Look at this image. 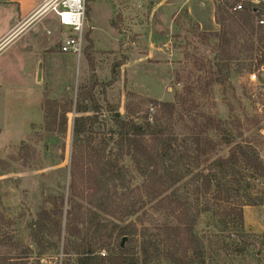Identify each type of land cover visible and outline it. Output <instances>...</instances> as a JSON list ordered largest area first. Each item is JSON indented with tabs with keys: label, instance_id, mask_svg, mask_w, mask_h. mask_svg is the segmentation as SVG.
<instances>
[{
	"label": "trees",
	"instance_id": "trees-1",
	"mask_svg": "<svg viewBox=\"0 0 264 264\" xmlns=\"http://www.w3.org/2000/svg\"><path fill=\"white\" fill-rule=\"evenodd\" d=\"M240 1H244V8L234 10V4ZM217 7L221 28L213 33L217 43L208 79L204 83L199 79L190 82L174 101L153 100L158 107L156 114L124 117L116 105L106 100L114 128L102 133L94 131L95 126L105 123L95 90L102 87L105 92L114 81L97 80L92 53L86 51L93 75L90 84L77 95L74 138L87 150L73 153L70 171L73 190L78 179L88 189L85 211L77 214L83 206L71 202L63 248L62 223L54 219V210L44 208L37 220H31L29 245L11 231V221L0 213V248L6 250L0 251V264H42L46 254L59 255L62 249L65 264L72 257L76 264H162V260L168 264H217L219 252L228 249L226 238L245 239L244 208L264 205V127L260 125L264 113L259 118L258 113L246 117L258 129L252 138L244 137L243 131L235 133L233 126H243L240 117L221 119L207 113L199 101L205 95L196 94H208L214 82L223 83L241 69H246L249 77L264 65V28L258 24L264 4L218 0ZM88 11L89 4L87 16ZM123 21V15L117 12L112 24L121 30ZM124 63L122 60L114 64V70ZM263 81L261 75L259 88L263 89ZM260 95L264 105V92ZM57 103L44 104L46 118L51 116L50 130L57 123V113L53 111ZM90 111L93 114H87ZM179 121L183 122L182 136L176 127ZM62 125H67L66 117ZM223 143L230 145L228 154L210 159L209 154ZM18 154L21 165L26 167L35 158L36 150L23 142ZM6 170L0 158V177ZM135 174L143 178L150 197L131 203L126 191ZM60 205L57 208L62 215L64 195ZM121 208L125 212L118 216L116 212ZM140 212L148 220L141 222V228L134 220L127 221ZM204 214L209 218L199 230ZM52 223L56 228H49Z\"/></svg>",
	"mask_w": 264,
	"mask_h": 264
},
{
	"label": "rangeland",
	"instance_id": "rangeland-1",
	"mask_svg": "<svg viewBox=\"0 0 264 264\" xmlns=\"http://www.w3.org/2000/svg\"><path fill=\"white\" fill-rule=\"evenodd\" d=\"M113 1L118 5H114L111 0H94L91 17L86 21V29L93 28L92 38L96 47L112 51L98 54L97 60L94 57L97 80L114 81L105 92L102 87L95 90L96 98L103 108L100 114L105 122L95 126L96 133L114 128L107 101L116 105L124 117L156 114L158 107H155L153 100L171 102L177 93L185 92L190 82L199 79L204 83L210 75L211 60L216 51L217 41L213 33L221 28L217 20L218 0ZM188 5L193 9V16L189 13ZM116 10L125 15L121 29L123 34L111 24ZM18 13V4L0 3V31L8 28ZM40 29L46 35L42 26ZM69 30L68 26H64L60 38L65 39ZM23 42L17 40L0 51V158L7 168L6 174L0 177V213L8 217V222L11 221V231L21 235V239L29 245L28 226L31 220H37L38 213L44 208L54 210V219L62 223L60 243L63 248L71 202L74 200L82 204L83 208L78 209L77 214L82 215L86 207V184L78 179L74 191L70 171L73 153L78 149L83 152L87 150L86 145L75 141L74 121L78 115L77 95L90 84L93 71L85 56L68 59L62 53L42 50L40 45H37V50H24ZM39 59H43L42 85L36 84ZM122 60L127 66H117L114 70V64ZM256 73L262 75L258 71ZM258 83V80H250L246 69H241L223 83L214 82L208 94L197 92L196 97L205 95L199 101L203 102L207 113L221 119H228L229 115L230 119L240 117L243 126L233 125L235 133L243 131L244 137L252 138L258 126L248 123L246 117L258 113L256 117L259 118L264 113L260 95L262 88H259ZM47 101L58 102L53 110L57 113L54 130L49 127L51 116L46 118L48 113L44 104ZM64 117L67 119L65 127L62 125ZM182 123L179 121L176 126L181 136L184 133ZM260 125L264 127V118ZM214 134L217 141L218 137ZM23 142L36 150L35 158L26 167L21 165L18 154ZM229 149L228 144L217 145L209 157L226 156ZM45 150L50 153L46 154ZM127 163L132 164L130 160ZM131 183L126 191L128 201L132 199V203L149 199V188L144 185L143 178L135 174ZM62 195L65 205L60 215L58 208ZM124 212L121 208L116 213L123 216ZM144 217L140 212V215L127 221L134 220L141 228V222L148 221ZM208 218L209 215L205 214L201 217L199 230L205 227ZM245 218L250 224V229L245 228L247 236L241 241L226 238L228 249L225 247L226 250L219 252L215 263L264 264V232H261L264 207H248ZM56 226V223H52L49 228L54 229ZM0 251L5 253L6 250L0 248ZM66 259L62 249L59 255L54 252L46 254L42 264H65ZM68 264H76L75 257ZM162 264L168 263L162 260Z\"/></svg>",
	"mask_w": 264,
	"mask_h": 264
},
{
	"label": "crops",
	"instance_id": "crops-1",
	"mask_svg": "<svg viewBox=\"0 0 264 264\" xmlns=\"http://www.w3.org/2000/svg\"><path fill=\"white\" fill-rule=\"evenodd\" d=\"M45 0H0V3L4 4H10V3H16L18 4V10L19 13L18 15L12 20V24L3 30L0 31V51H3V49H6L8 46H10L12 43H14L17 40H24L23 42V49L24 50H37L36 48L40 45L42 50H46L51 53H62L64 56L68 59H71L72 57L76 56L73 53H63L60 50V45L61 42L64 38H60V33H63V25H61L58 17L54 13H48L47 15H42L38 16L35 14L37 13L38 9L42 6ZM94 0H90L89 2V11H88V16L87 18L90 19L91 13H92V2ZM114 5L117 2L111 0ZM189 1V0H187ZM186 4V3H185ZM118 5V4H117ZM116 5V6H117ZM189 9V13L191 16H193V9L190 5L187 6ZM118 10H116L115 14L113 17L116 15ZM123 15V13L121 12ZM125 23V15H123ZM112 24V20H111ZM40 26H42V29L46 31V35L44 33H41ZM113 26V24H112ZM114 27V26H113ZM115 28V27H114ZM118 30L117 28H115ZM121 34H123V30H118ZM87 32L89 33V39H88V44L87 41L85 43V48L82 56H85V58L88 61V65L90 66L86 51H90L92 53L93 61L95 64V59L97 60V56L100 53H110L112 51H107V50H99L96 47L95 41L92 38V32L93 28L90 27L87 29ZM136 32V31H135ZM70 34V30L67 35ZM136 34H141L140 32H136ZM67 37V36H66ZM60 38V40H58ZM87 39V36H86ZM38 41V42H36ZM121 42V51H123V39L120 40ZM38 45V46H37ZM87 46V47H86ZM54 47H58L57 49H54ZM22 49V48H21ZM125 50V49H124ZM120 51V52H121ZM122 53V52H121ZM81 56V57H82ZM80 59V58H79ZM40 60V59H39ZM39 62V61H38ZM127 66V64H123V66ZM37 71V68H36ZM96 74L98 70L94 71ZM43 81H44V74H43ZM37 85H42L37 83ZM251 206H246L244 209V214L245 210ZM264 207V206H262ZM245 228L250 229V224L246 221L245 218ZM258 232V231H256ZM261 232H264V226L261 228Z\"/></svg>",
	"mask_w": 264,
	"mask_h": 264
},
{
	"label": "built area",
	"instance_id": "built-area-1",
	"mask_svg": "<svg viewBox=\"0 0 264 264\" xmlns=\"http://www.w3.org/2000/svg\"><path fill=\"white\" fill-rule=\"evenodd\" d=\"M245 1L251 6L264 4V0ZM89 2L90 0H45L35 14V16H42L48 13H54L57 15L61 25L70 28V34L62 40L60 45V50L63 53H73L78 58H81L87 41L86 21ZM244 5V1L237 2L234 4L233 9H243ZM258 24L264 28V10H262L258 18ZM258 72L264 75V65L261 66ZM249 77L252 82H257V80L259 82L260 76L256 72L251 73ZM262 91L264 92V87Z\"/></svg>",
	"mask_w": 264,
	"mask_h": 264
},
{
	"label": "water",
	"instance_id": "water-1",
	"mask_svg": "<svg viewBox=\"0 0 264 264\" xmlns=\"http://www.w3.org/2000/svg\"><path fill=\"white\" fill-rule=\"evenodd\" d=\"M58 47H54V49H57ZM36 81L37 83L41 84L43 82V59H40L38 62V66H37V71H36ZM126 239H123V245H124V241Z\"/></svg>",
	"mask_w": 264,
	"mask_h": 264
}]
</instances>
